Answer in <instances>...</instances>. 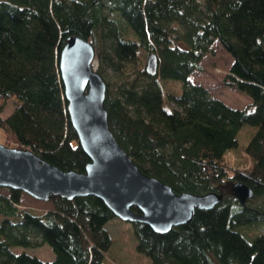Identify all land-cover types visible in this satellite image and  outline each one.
Masks as SVG:
<instances>
[{
  "label": "trees",
  "instance_id": "16d2710c",
  "mask_svg": "<svg viewBox=\"0 0 264 264\" xmlns=\"http://www.w3.org/2000/svg\"><path fill=\"white\" fill-rule=\"evenodd\" d=\"M72 34L94 44L110 128L139 167L177 192H224L214 207L197 209L167 232L132 222L138 251L152 264H264V232L250 238L240 230L264 224V0H0V113L9 98L17 102L9 116L0 114V129L13 146L83 171L90 158L72 125L59 71ZM215 40L232 55L226 83L252 98L244 108L192 78ZM141 52L144 59L156 54L157 73L142 61L130 78ZM104 63L121 75L108 77ZM244 125L254 132L233 162L228 155L239 148ZM226 180L250 184L255 195L241 202L224 191ZM5 188L0 264L116 262L105 226L116 215L101 198L55 195L50 208L32 211L21 203L24 191ZM40 242L50 244L53 260L12 250Z\"/></svg>",
  "mask_w": 264,
  "mask_h": 264
},
{
  "label": "water",
  "instance_id": "95a60500",
  "mask_svg": "<svg viewBox=\"0 0 264 264\" xmlns=\"http://www.w3.org/2000/svg\"><path fill=\"white\" fill-rule=\"evenodd\" d=\"M95 55L90 39L72 34L59 56L70 119L90 158L85 170L63 169L32 149L0 142V186L20 189L44 201L55 195L68 199L95 195L117 217L147 223L161 233L189 222L197 209L214 207L223 191L177 192L144 172L123 148L109 125L107 82L93 66ZM157 62L156 54H150L146 69L152 75L157 73ZM231 192L241 202L255 195V189L241 180L232 184Z\"/></svg>",
  "mask_w": 264,
  "mask_h": 264
},
{
  "label": "rangeland",
  "instance_id": "374dc122",
  "mask_svg": "<svg viewBox=\"0 0 264 264\" xmlns=\"http://www.w3.org/2000/svg\"><path fill=\"white\" fill-rule=\"evenodd\" d=\"M98 60L95 61V68L100 67ZM142 61L145 62L146 66L147 58L144 59V54L141 52L136 58L134 63V73L131 74L130 78L135 77L136 69L139 72ZM231 61L232 55L225 50L218 40H215V42L211 45L210 50L202 59V70L195 71L192 74V78L196 82L207 86L214 96L223 99L230 106L235 108H244L252 102V98L245 92L230 86L225 80ZM102 71L108 77H112L113 79H116L115 77L121 75L122 72L121 70L117 71L115 68L107 66L106 63H104ZM140 77L143 80H146L144 75L141 74L139 78ZM175 85L178 86V84ZM16 104L17 102L15 98H9L5 108L0 113L1 116H9L14 111ZM253 132L254 127L251 125H244L242 127L238 133L240 146L229 153L228 160H232L233 162L238 161V157L244 152V148ZM0 142L10 144L2 129H0ZM10 145L13 146V143ZM233 183L234 182L232 180H226L222 188L225 192H231V186ZM253 199H256L254 200L256 203L260 198L258 199V197H254ZM21 201L24 207H27L32 211H41L52 206L51 201L37 199L26 192H23ZM105 226L113 237V243L109 254L116 260V262H113L112 260L111 264H152V260L144 253L138 251L136 247L137 238L132 222L125 221L115 216L109 219ZM240 230L250 238H253L257 234L264 232V224H251L247 227L245 226L240 228ZM12 250L14 252L26 251L43 260H53L55 258V253L50 244L47 242H40L39 244L33 246L12 245Z\"/></svg>",
  "mask_w": 264,
  "mask_h": 264
},
{
  "label": "bare ground",
  "instance_id": "6f19581e",
  "mask_svg": "<svg viewBox=\"0 0 264 264\" xmlns=\"http://www.w3.org/2000/svg\"><path fill=\"white\" fill-rule=\"evenodd\" d=\"M150 56V55H149ZM95 61H96V55H95ZM95 61H94V64H93V66H95ZM147 61H148V59H147ZM146 65H147V62H146ZM97 69V68H96ZM147 70V69H146ZM98 71V70H97ZM149 73V72H148Z\"/></svg>",
  "mask_w": 264,
  "mask_h": 264
}]
</instances>
